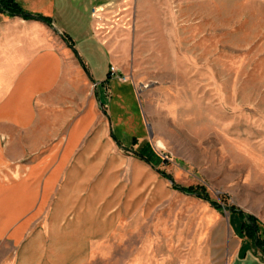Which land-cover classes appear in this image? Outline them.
Returning a JSON list of instances; mask_svg holds the SVG:
<instances>
[{"label": "rangeland", "instance_id": "1", "mask_svg": "<svg viewBox=\"0 0 264 264\" xmlns=\"http://www.w3.org/2000/svg\"><path fill=\"white\" fill-rule=\"evenodd\" d=\"M94 13L117 74L138 94L145 140L109 142L91 154L89 180L102 184L99 212L64 209L65 219L46 227L54 193L25 234L1 241L0 257L15 264H229L233 217L251 216L264 230V0H103ZM107 45H85L94 83L108 72ZM99 85L92 98L107 106L109 92ZM32 112L43 120L52 114ZM126 116L120 128L138 132L132 112ZM46 130L49 123L33 118L22 136L14 130L7 139L0 126L2 148L27 150L11 164L12 192L62 142L64 131L41 144L36 134ZM143 142L163 161L155 169L134 156ZM174 186L198 189L208 201Z\"/></svg>", "mask_w": 264, "mask_h": 264}, {"label": "crops", "instance_id": "2", "mask_svg": "<svg viewBox=\"0 0 264 264\" xmlns=\"http://www.w3.org/2000/svg\"><path fill=\"white\" fill-rule=\"evenodd\" d=\"M11 1L29 13L49 18L51 25L0 13L2 133L7 139H11L14 130L22 136L24 125L35 118V123H49L51 127L50 131L36 134L41 144L58 140L59 132L64 131L65 135L61 143L52 144L31 165L32 170L20 181L17 193L12 192L11 164L22 160L27 150L13 151L10 144L0 146V243L5 239L16 241L25 234L28 226L43 214L44 204L54 193L57 198L51 200L53 206L47 215L49 220H45L46 227L53 229L60 219H65L61 216L64 209L72 212L86 209L88 215L99 212L102 184L99 181L91 184L89 180L91 154H100L109 142L116 145L111 135L120 146L123 143L133 147L137 138L145 140L147 131L133 84L120 81V72L115 77L110 74L111 66L119 68L118 61L112 48L94 31V12L103 0ZM91 40L97 47L107 45L108 49V72L96 82L101 90L109 92L107 106L91 95L92 86L96 91L98 87L92 81L90 63L85 57L93 52L85 47ZM33 106L41 108L42 113L50 111V119L43 120L38 114L33 117ZM55 111L57 115H53ZM128 111L133 114L138 132L130 127L120 128L126 123ZM64 171L70 174L61 180ZM232 220L234 246L229 264H264V254L254 248L241 229L240 215ZM0 264L15 263L4 255Z\"/></svg>", "mask_w": 264, "mask_h": 264}, {"label": "trees", "instance_id": "3", "mask_svg": "<svg viewBox=\"0 0 264 264\" xmlns=\"http://www.w3.org/2000/svg\"><path fill=\"white\" fill-rule=\"evenodd\" d=\"M0 13L5 14L9 18L18 17L23 20L29 21H39L48 26L51 25V20L47 17L32 14L25 10H23L20 6H18L15 2L11 0H0ZM112 139L115 141L116 145L120 147L119 143L114 139L111 135ZM133 145H137V141H133ZM134 156L145 164L151 166L152 168H156L162 161V159L153 151L148 142H143L140 144L138 149L134 152ZM159 174L166 179H170V177L164 175L163 173ZM175 190L181 191L183 194L194 195L197 198H200L204 201H208V199L202 194V191L195 188H179L177 186L173 187ZM217 210H220V207L211 203ZM230 214L235 212L234 209H228ZM232 211V212H231ZM241 217V229L244 234H247L248 238H251L253 242V246L255 249L261 251L264 254V230L261 231L259 229V225L256 220L251 216H245L244 214L240 215Z\"/></svg>", "mask_w": 264, "mask_h": 264}, {"label": "built area", "instance_id": "4", "mask_svg": "<svg viewBox=\"0 0 264 264\" xmlns=\"http://www.w3.org/2000/svg\"><path fill=\"white\" fill-rule=\"evenodd\" d=\"M110 74L112 76L116 75L117 74V70L114 67H111L110 68ZM119 78L121 79V81H125V78L124 77H120V75H119Z\"/></svg>", "mask_w": 264, "mask_h": 264}, {"label": "water", "instance_id": "5", "mask_svg": "<svg viewBox=\"0 0 264 264\" xmlns=\"http://www.w3.org/2000/svg\"><path fill=\"white\" fill-rule=\"evenodd\" d=\"M170 185H171V186H173V183H172V182H170Z\"/></svg>", "mask_w": 264, "mask_h": 264}]
</instances>
